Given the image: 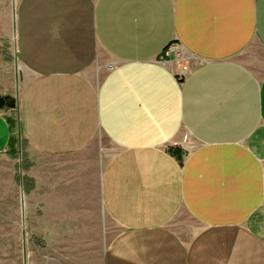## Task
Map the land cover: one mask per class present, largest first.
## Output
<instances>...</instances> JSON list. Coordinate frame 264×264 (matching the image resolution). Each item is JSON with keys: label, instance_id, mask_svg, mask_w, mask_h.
Returning a JSON list of instances; mask_svg holds the SVG:
<instances>
[{"label": "crops", "instance_id": "obj_1", "mask_svg": "<svg viewBox=\"0 0 264 264\" xmlns=\"http://www.w3.org/2000/svg\"><path fill=\"white\" fill-rule=\"evenodd\" d=\"M15 74L0 207L19 184L45 209L37 238L94 239L105 216L103 264H264V0H0V80Z\"/></svg>", "mask_w": 264, "mask_h": 264}, {"label": "rangeland", "instance_id": "obj_2", "mask_svg": "<svg viewBox=\"0 0 264 264\" xmlns=\"http://www.w3.org/2000/svg\"><path fill=\"white\" fill-rule=\"evenodd\" d=\"M176 48V46H174ZM180 57L182 53L180 52ZM103 62L105 57L98 54ZM174 56L171 54V57ZM190 72L194 64H185ZM21 80L16 77L13 79L0 80V92L2 94L13 95L18 92L21 86ZM3 96V95H0ZM4 109V108H3ZM187 133L180 134V140L172 144V147L187 145L189 143ZM177 145V146H176ZM100 167L103 169L105 164L113 155V147L108 143L100 145ZM0 166H12L14 169L19 167L20 161L17 159H8ZM35 194V193H33ZM26 196L19 184L13 186V208L0 207V215L13 211L17 223L13 226V238L2 241L0 244V264H103L104 253L112 238L119 232L118 227L110 220L102 216L99 234L94 239L79 238L89 234L71 233L66 224H62L57 239H40L37 238L35 217L41 215L43 210L36 207L26 206ZM71 209L62 210L65 217ZM6 212V213H5ZM62 216V215H61ZM27 219V224L20 223V219ZM26 226V227H25ZM72 231H76L75 229ZM6 243V245H5ZM5 254V255H4Z\"/></svg>", "mask_w": 264, "mask_h": 264}, {"label": "built area", "instance_id": "obj_3", "mask_svg": "<svg viewBox=\"0 0 264 264\" xmlns=\"http://www.w3.org/2000/svg\"><path fill=\"white\" fill-rule=\"evenodd\" d=\"M171 54H173L175 56V59L180 58V55H179L180 53L177 50V48H174V46H171L167 49L166 53L164 54V57L170 56ZM188 73L189 72H188L186 66H182L181 70H179L178 74L176 75L177 81L182 82L185 79V77L188 75Z\"/></svg>", "mask_w": 264, "mask_h": 264}, {"label": "water", "instance_id": "obj_4", "mask_svg": "<svg viewBox=\"0 0 264 264\" xmlns=\"http://www.w3.org/2000/svg\"><path fill=\"white\" fill-rule=\"evenodd\" d=\"M5 107L13 108L14 104L8 96H0V110Z\"/></svg>", "mask_w": 264, "mask_h": 264}]
</instances>
